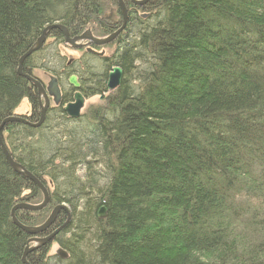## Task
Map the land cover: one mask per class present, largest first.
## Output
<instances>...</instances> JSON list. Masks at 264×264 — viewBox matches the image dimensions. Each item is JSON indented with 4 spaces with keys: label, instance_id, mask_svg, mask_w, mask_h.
<instances>
[{
    "label": "trees",
    "instance_id": "trees-1",
    "mask_svg": "<svg viewBox=\"0 0 264 264\" xmlns=\"http://www.w3.org/2000/svg\"><path fill=\"white\" fill-rule=\"evenodd\" d=\"M123 2L109 58L95 46L80 61L60 56L65 37L53 29L20 75L47 27L106 38L122 11L118 0H0V140L50 197L14 214L38 227L69 210L37 235L14 224L15 206L43 194L0 145V264H25L30 239L60 229L66 258L50 256L49 242L29 264H264V0ZM112 68L124 78L109 92ZM37 70L64 96L34 127L44 103L26 76ZM72 76L102 101L77 120L64 111ZM24 99L30 125L4 124Z\"/></svg>",
    "mask_w": 264,
    "mask_h": 264
},
{
    "label": "water",
    "instance_id": "water-1",
    "mask_svg": "<svg viewBox=\"0 0 264 264\" xmlns=\"http://www.w3.org/2000/svg\"><path fill=\"white\" fill-rule=\"evenodd\" d=\"M149 0H142V1H138V0H132V2L135 5H145L146 3H148ZM118 6L120 7L121 11H122V15H123V20H124V24L123 27L118 30L116 33L112 34L109 37L104 38V40H99L98 38H95L91 32H86L84 34H82L81 36H77L72 38L71 35L69 34L68 30L62 26L59 25H54V26H49L47 27L41 37L38 39V41L36 42V44L27 52V54L20 60L19 63V69H18V74L22 75V63L23 61L30 57L32 54H34L35 52H37L38 50L41 49V47L43 46V44L45 43V41L47 40V36L49 34V32L53 29H60L63 32V35L65 37V43L69 44L70 46H72L74 49H77L81 46L77 45L78 42H84V41H89V46H101V45H105L108 44L109 42L113 41L125 28V25L127 23L128 20V12L125 6V3L123 2V0H118ZM26 78L36 87V89L38 90V93L44 97L45 99V106L42 107V118L41 121L36 124V125H32L34 127H38L42 124V122L44 121V117H45V113L47 111V108L50 104L49 102V98L47 96V91L50 94L51 97L55 98L56 102H59L61 100V94H60V90L58 88L57 83L55 82V80H53V83L49 85L47 91L43 88V85L41 83V81L37 78V77H28L26 76ZM122 80H123V72L120 68H114L112 70V72L109 75V79H108V83H107V89L109 91H114L116 89H118L121 84H122ZM70 84L76 89L79 90L80 85L77 81V78L75 76H72L70 78ZM85 98L84 96L78 92L75 94L74 96V100L73 103H70L67 105V107L64 109L65 113L73 119H78L81 117L82 115V111L85 109ZM23 115H15L9 119H6L4 121V124L7 123H12V122H18V123H22V124H27L30 125L29 122H27L24 118ZM0 145L2 147V151L4 152V154L6 155V158L10 164V166L18 173L22 174L23 176L29 178L38 188L39 190L42 192L43 194V202L39 205H32V204H20L18 205L12 212V218H13V222L14 224H16L17 226H19L20 228H22L23 231H25L27 234H31V235H37L40 233H43L49 226H51L58 213L61 210H65L64 206H59L57 208H55L53 210V212L51 213V215L49 216V218L46 220V222L38 227H25L22 226L17 219L15 218L14 212L17 209H24V210H31V211H39L44 209L48 203H49V193L46 190V188L43 186V184L37 179L35 178L33 175H31L29 172H27L24 168H22L19 164L15 163L10 154L8 153V151L6 150V148L4 147L2 141L0 140ZM99 217L100 218H104L105 217V210L101 209L100 213H99ZM58 231H56L57 233ZM53 236L55 235H51L50 237L47 238H43V239H39V238H33L32 240L29 241L30 243H36L37 245L34 246L33 248H26V252L24 254L23 257V262L25 264L27 263L26 257L28 255V253L34 249H36L37 247H40L46 243L51 242V240L53 239ZM28 244V245H29Z\"/></svg>",
    "mask_w": 264,
    "mask_h": 264
},
{
    "label": "rangeland",
    "instance_id": "rangeland-1",
    "mask_svg": "<svg viewBox=\"0 0 264 264\" xmlns=\"http://www.w3.org/2000/svg\"><path fill=\"white\" fill-rule=\"evenodd\" d=\"M107 12H109V10ZM117 18H119V17H117ZM87 32H91V31H87ZM93 32H94V30H93ZM93 32H91V34ZM93 36L95 37L94 33H93ZM106 37H109V36H106ZM95 38H98L99 40H104V39H101V38H104L103 36L102 37L101 36H96ZM113 41L109 42L108 44H105V45H101V46L96 47L95 50H97L98 52H95V53H97V54H103L104 56H106V57L109 58L112 54L115 53L116 48H117ZM51 42H52V40L49 39V41L47 43H51ZM84 42H82V43H79L78 42L77 43V45L81 46L78 49H74L72 46H70L69 44H66V43L64 45H60L59 46V55L60 56H63V57H66L69 60L80 61L82 59V55H83V51L80 50V49H83L84 48V50H85L87 48V45L89 44V41L88 40L87 41H84ZM87 50L88 51H91V52H94L95 51L92 47H88ZM35 75H36V77L40 78L45 83V85H48L50 83V75H48V72H45L43 70H37V71H35ZM101 102L102 101H101L100 97H98V96H95V97L86 99L85 100V109H84L83 112H85L90 106H92V105H98ZM15 114H17V115H23V116H25V115L29 116L31 114V105H30L28 99H24L21 102L20 106H18L17 109L15 110ZM76 174L79 175V177L81 176L79 172L76 173ZM17 206H15V208ZM26 211H28V212H37V211H31V210H26ZM66 211H69V210L66 209ZM51 226H49L45 231H47L48 229H50ZM31 227H34V226H31ZM62 230L63 229H60L57 233H56V231L55 232L53 231L50 235H55L56 236ZM51 242H53V244H51V250H50L49 253H50V256L51 255L53 256V255H56L57 251L61 250V248H60V246L57 243H55L53 241V239L51 240ZM29 245L34 247L37 244L36 243H30Z\"/></svg>",
    "mask_w": 264,
    "mask_h": 264
},
{
    "label": "flooded vegetation",
    "instance_id": "flooded-vegetation-1",
    "mask_svg": "<svg viewBox=\"0 0 264 264\" xmlns=\"http://www.w3.org/2000/svg\"><path fill=\"white\" fill-rule=\"evenodd\" d=\"M133 3V2H132ZM134 4V3H133ZM135 5V4H134ZM79 43H82V42H79ZM85 43V42H84ZM88 47H94V46H89V45H87V48ZM87 48H86V50H87ZM78 49V48H77ZM84 49V48H83ZM90 49V48H89ZM114 68H112L110 71H109V74L112 72V70H113ZM124 75V74H123ZM36 77V76H35ZM38 78V77H37ZM71 78V77H70ZM70 78L68 79V84H69V86L72 88V90H73V99L70 101V102H68V103H66L64 106V109L67 107V105L68 104H70V103H73V100H74V96H75V94L76 93H78V92H80L79 90H80V88H79V90H76L71 84H70ZM40 81H41V83H42V85H43V88L47 91V89H48V87H49V85L50 84H52L53 83V80H55L54 79V77L52 76V75H50V83L48 84V85H45V83L40 79V78H38ZM55 82L57 83V81L55 80ZM58 88H59V90H60V94H61V100L59 101V102H56L55 101V98H53V97H51L50 96V94L48 93V91L46 92L47 93V96H48V98H49V102H50V104H49V106H48V108H47V110L48 109H51V108H54V107H56V108H58L61 104H62V102H63V96H64V92H63V90H62V88H60V86L58 85ZM39 94V93H38ZM39 98H40V100L44 103V105H42V107L43 106H45V99H44V97L43 96H41L40 94H39ZM43 110V109H42ZM27 116V115H26ZM73 119V118H72ZM79 119V118H78ZM77 120V119H76Z\"/></svg>",
    "mask_w": 264,
    "mask_h": 264
},
{
    "label": "bare ground",
    "instance_id": "bare-ground-1",
    "mask_svg": "<svg viewBox=\"0 0 264 264\" xmlns=\"http://www.w3.org/2000/svg\"><path fill=\"white\" fill-rule=\"evenodd\" d=\"M127 9V8H126ZM101 39H104V38H101ZM101 55H103V54H101ZM123 78H124V75H123ZM122 82H123V80H122ZM251 168H247V170H246V173L244 172V171H240V174L241 173H244L243 175H246V174H251V170H250ZM66 209V208H65ZM51 236V235H50ZM50 236H46V238L47 237H50ZM56 237V236H55ZM54 236H53V240H54V238H55ZM33 239V238H32ZM32 239H30V240H32ZM39 239H43V238H39ZM56 255L58 256L59 255V257L60 258H62V259H64V258H66V254L63 252V251H61V250H59V251H57V253H56ZM55 255V256H56ZM54 256V255H53Z\"/></svg>",
    "mask_w": 264,
    "mask_h": 264
}]
</instances>
